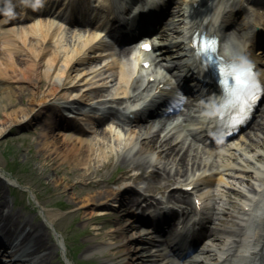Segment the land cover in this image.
<instances>
[{
    "label": "bare ground",
    "instance_id": "obj_1",
    "mask_svg": "<svg viewBox=\"0 0 264 264\" xmlns=\"http://www.w3.org/2000/svg\"><path fill=\"white\" fill-rule=\"evenodd\" d=\"M38 1H42L39 2L41 8L31 19H27L28 14L24 15L27 12L25 6L18 15L0 14V83L5 86L0 98L9 101L3 105L0 136L12 127L20 129L42 123L45 128L39 131V136L46 141L41 150L49 158L77 167L73 175L91 178L101 175L103 169L120 164V179L145 177L157 190L165 189L176 180L178 185L167 195L185 204L181 215L186 217L199 211L202 223L209 218L204 225L200 245L182 262L168 255L177 251L175 242L165 235L160 236L162 239L153 237L152 233H147L148 228L144 230L145 223L138 221L112 231L126 237L123 242L98 243L92 246V251L104 250L112 254L124 248L122 264H260L264 246V156L256 149L264 147V106L245 135H236L218 148L208 143L204 137L206 134L196 131L198 125L194 124L195 128L191 126V122L196 121L191 114L193 111L201 113L203 108L207 110L213 105H205L209 87L187 99V111H181L179 122L176 115L160 114L137 120L136 117L144 116L145 112L118 113L115 109L109 117L91 121L74 110L67 111L66 102L76 99L79 100L76 104H88L91 87H101V91L109 93V99L123 106L131 101L130 90L141 86L142 81L136 74L137 69L127 62L130 48H123L115 54L105 36V29L101 27V23L108 26L112 19H117L119 2L110 0V4L106 0V3L99 1L100 5L88 4L102 9L99 15L101 22H80L72 28L63 22L64 19L78 18L72 12L63 14L64 7L51 11L48 8L51 5L43 8L45 5L42 4L53 0ZM166 1L171 8V20L162 21L152 36L159 40L152 60L154 68L163 67L175 76V69L181 65V41L190 32L201 30L218 37L222 56L241 57L253 64L264 83V52L261 51L263 55L260 56V51L255 53L252 50L255 39L264 42V36L256 32L263 26L264 0ZM129 2L134 3V0ZM6 4L11 6V2ZM25 4L28 5L29 1ZM234 8L237 12L241 10L243 16L238 14L242 18L232 27ZM155 15L157 18L163 16L160 12ZM138 18L142 25L151 22L147 26L151 30L155 16ZM12 19H24L25 22H9ZM177 26H182L181 31L185 35H177L180 34ZM255 28L258 29L255 31ZM227 30L237 31V37L244 39L250 47L235 48L238 55L232 53L233 44L223 39V32ZM148 55L138 54L134 59L140 62L142 56ZM152 76V84L156 87L163 84L157 75L148 78ZM148 78L146 81L150 83ZM12 83H26L30 88L27 92V88L17 87L20 96L31 95L27 107L14 108ZM136 155L142 159H133ZM138 168L143 173L136 177L132 171ZM145 168L151 172L147 174L149 176H146ZM212 170L213 175L208 178L207 174ZM0 177L2 188L5 183L17 184L2 171ZM181 179L189 180L188 184L193 185L191 193L181 192ZM101 184V181H93L78 191L79 194L84 192L83 196L72 198L77 211L83 209L89 220L117 210L116 207L120 210L131 206L145 209L152 203L147 196L141 198L139 190L126 192L127 183L109 190L100 188ZM56 186L63 188L65 184L60 180ZM192 194L199 205H193ZM3 206L0 199V256L4 255L1 261L5 260L4 264H14L15 261L43 264L46 254L54 250V244L46 239L39 226L1 211ZM41 214L50 224L49 218L54 213L46 210ZM123 221L119 219L117 223ZM170 222L173 227V221ZM100 230L92 227L90 232L98 236Z\"/></svg>",
    "mask_w": 264,
    "mask_h": 264
},
{
    "label": "rangeland",
    "instance_id": "obj_2",
    "mask_svg": "<svg viewBox=\"0 0 264 264\" xmlns=\"http://www.w3.org/2000/svg\"><path fill=\"white\" fill-rule=\"evenodd\" d=\"M3 85L0 83V97L5 87ZM10 85L15 95L14 108L27 107L31 95L20 96L17 89L23 86L22 88H27L29 92L27 84ZM43 89L44 85L41 87V90ZM6 103L9 101L0 98V122L4 119L3 105ZM263 106L264 103L262 108ZM44 128L42 123L20 129L12 127L0 136V171L3 170L6 176L15 179L21 185L20 188H12L1 182L4 187L0 186V199L4 202L1 211L44 230L46 239L54 244V250L46 254L43 264H102L106 261L108 264H122L124 248L110 254L104 250L92 251V246L103 242H123L126 237L112 231L135 222L130 208L112 210L104 217L96 216L89 220L85 211L83 209L77 211V206H74L72 201V198L83 196L84 192L79 194L78 191L85 189L93 181H101L100 188L103 189L116 188L122 182V179H119L122 175V166L114 164L108 169H103L101 175H94L91 178L75 176L73 174L77 167L68 163L62 164L61 160L56 158H49V155L41 150L46 140L39 136V131ZM246 131L242 135H245ZM256 152L264 154V147L256 149ZM60 180L65 184L63 188L56 186V182ZM171 186L174 184L171 183ZM148 190L153 192L156 187L148 184ZM156 195L154 193V196ZM46 210L54 213V216L49 218L50 224L41 214ZM119 219L124 221L121 224L117 223ZM92 227L101 228L99 231L101 234L98 236L91 234ZM64 254L67 259L64 258ZM3 257L4 255L0 256L2 263L5 262L1 261ZM13 263L20 264L16 261Z\"/></svg>",
    "mask_w": 264,
    "mask_h": 264
},
{
    "label": "snow or ice",
    "instance_id": "obj_3",
    "mask_svg": "<svg viewBox=\"0 0 264 264\" xmlns=\"http://www.w3.org/2000/svg\"><path fill=\"white\" fill-rule=\"evenodd\" d=\"M191 43L193 45H196L197 43V38L195 36L192 37V41ZM142 47L144 48H149V45H142ZM200 52H207L209 50H211V42H209L208 44L205 43L204 38L201 37L200 38V43H199V49ZM232 72V79L235 82V88L233 89V94H236L238 92H242L245 90L249 89V85L247 83L246 80H244L242 77L245 76L246 74H250L248 69H238L235 66H231L229 69ZM220 73L221 75H223L224 73V69L221 68L220 69ZM249 98L251 99V93H249ZM244 109H241V112L243 113Z\"/></svg>",
    "mask_w": 264,
    "mask_h": 264
}]
</instances>
